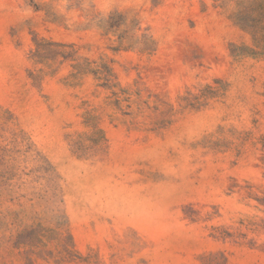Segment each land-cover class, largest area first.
I'll return each instance as SVG.
<instances>
[{
    "label": "rangeland",
    "instance_id": "1",
    "mask_svg": "<svg viewBox=\"0 0 264 264\" xmlns=\"http://www.w3.org/2000/svg\"><path fill=\"white\" fill-rule=\"evenodd\" d=\"M0 264H264V0H0Z\"/></svg>",
    "mask_w": 264,
    "mask_h": 264
}]
</instances>
